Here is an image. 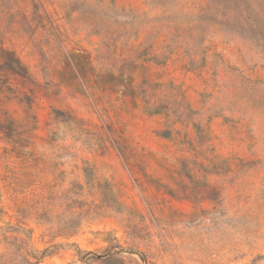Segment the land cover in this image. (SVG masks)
<instances>
[{"label":"rangeland","instance_id":"rangeland-1","mask_svg":"<svg viewBox=\"0 0 264 264\" xmlns=\"http://www.w3.org/2000/svg\"><path fill=\"white\" fill-rule=\"evenodd\" d=\"M0 264H264V0H0Z\"/></svg>","mask_w":264,"mask_h":264}]
</instances>
